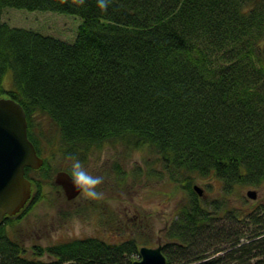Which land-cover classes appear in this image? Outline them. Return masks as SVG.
Here are the masks:
<instances>
[{
  "label": "trees",
  "instance_id": "trees-1",
  "mask_svg": "<svg viewBox=\"0 0 264 264\" xmlns=\"http://www.w3.org/2000/svg\"><path fill=\"white\" fill-rule=\"evenodd\" d=\"M0 8L83 19L73 44L0 19V97L23 106L39 152L33 115L55 123L66 158L83 164L108 145L147 149L161 168L147 176L186 195L164 232L167 264H264V204L243 197L239 209L231 198L264 190V0H110L106 10L97 0H0ZM9 72L12 90L3 87ZM40 171L29 177L36 198L50 183L47 161ZM128 179L118 165V185ZM204 179L220 185L219 196H198L193 186ZM31 249L0 228V264H134L139 255L135 238Z\"/></svg>",
  "mask_w": 264,
  "mask_h": 264
},
{
  "label": "rangeland",
  "instance_id": "rangeland-1",
  "mask_svg": "<svg viewBox=\"0 0 264 264\" xmlns=\"http://www.w3.org/2000/svg\"><path fill=\"white\" fill-rule=\"evenodd\" d=\"M0 19L10 27L32 30L68 44L75 43L83 23L81 17L73 14L14 8H0ZM3 87L13 89L12 72L6 74ZM31 125L41 157L49 164L47 174L51 181L49 185L43 184L37 198L34 194L35 203L24 217L13 220V225L5 227L12 237L20 239L29 248V255H32L31 248L35 245L47 247L88 237L114 243L135 238L139 249L143 246L156 247L158 241L165 243L164 232L175 219L186 195L174 184L166 183V180L147 176V169L153 164L155 169H161L159 163L154 162L156 155L147 149L141 151L123 145L106 146L84 164L92 174L103 177L102 183L97 186L103 193L102 197L92 199L82 193L69 202L54 188L53 182L57 171H69L71 165V159L63 153L60 132L55 123L42 115H33ZM118 165L129 175L124 187L117 183ZM44 174L39 170L31 171L29 177L42 179ZM136 177L140 180H136ZM209 182L212 181L197 180L196 184L206 191L209 198L214 199L219 196L220 185L214 184V188L209 189ZM250 189L255 188H245L242 193L231 195L237 208L244 207V198L248 204H264V190L257 189L259 196L253 201L246 196ZM218 256L224 254L211 256L209 260Z\"/></svg>",
  "mask_w": 264,
  "mask_h": 264
},
{
  "label": "water",
  "instance_id": "water-1",
  "mask_svg": "<svg viewBox=\"0 0 264 264\" xmlns=\"http://www.w3.org/2000/svg\"><path fill=\"white\" fill-rule=\"evenodd\" d=\"M44 165L35 145L28 137V121L24 108L11 98H0V227L5 216L18 214L31 199V182L26 177V169L39 170ZM55 183L60 185L68 201L77 198L82 190L76 188L65 171L55 175ZM199 196L204 189L194 186ZM249 198L255 200L257 191L249 190ZM138 264H166L162 245L156 248L142 247Z\"/></svg>",
  "mask_w": 264,
  "mask_h": 264
},
{
  "label": "clouds",
  "instance_id": "clouds-1",
  "mask_svg": "<svg viewBox=\"0 0 264 264\" xmlns=\"http://www.w3.org/2000/svg\"><path fill=\"white\" fill-rule=\"evenodd\" d=\"M101 9L106 10L110 0H97ZM73 185L82 190L86 197L92 199H99L103 193L97 188L103 181V177L100 175L92 174L83 164V162L77 158H71L70 170L68 172Z\"/></svg>",
  "mask_w": 264,
  "mask_h": 264
},
{
  "label": "bare ground",
  "instance_id": "bare-ground-1",
  "mask_svg": "<svg viewBox=\"0 0 264 264\" xmlns=\"http://www.w3.org/2000/svg\"><path fill=\"white\" fill-rule=\"evenodd\" d=\"M33 178L35 179L36 177H33ZM31 179H32V178H28V180L31 182V195L33 196L34 185H33V181H32ZM49 180H50V179H49ZM136 180L139 181L140 178H139V177H136ZM50 181H51V180H50ZM53 182H54V184H55L54 188H56V189H60V188H61L60 185H57V184L55 183V177L53 178ZM34 191H35V190H34ZM34 203H35L34 201H30L29 205L25 208V210H24L23 212L20 211L18 214L14 215V216H8V217L11 218L12 220H15V219H19V218L24 217L25 214L28 212V210L32 208V206H33ZM90 208H91V207H89V209H90ZM88 238H89V237H88ZM96 239H97V238H96ZM100 240H102V239H100ZM103 241H105V240H103ZM105 242H107V241H105ZM112 243H114V242H112ZM159 244L162 245V252H163V244H162L161 241H158L156 247H158ZM163 254H164V252H163ZM208 254H210V253H208ZM164 255H165V254H164ZM165 257H166V255H165ZM132 261H133L134 264H138V263L141 261V255H140V254H139V255H134V256L132 257ZM166 261H167V257H166ZM166 264H167V262H166Z\"/></svg>",
  "mask_w": 264,
  "mask_h": 264
},
{
  "label": "flooded vegetation",
  "instance_id": "flooded-vegetation-1",
  "mask_svg": "<svg viewBox=\"0 0 264 264\" xmlns=\"http://www.w3.org/2000/svg\"><path fill=\"white\" fill-rule=\"evenodd\" d=\"M11 220V218H9V217H7V219H6V221H5V227H8V226H10L9 224H10V221Z\"/></svg>",
  "mask_w": 264,
  "mask_h": 264
}]
</instances>
